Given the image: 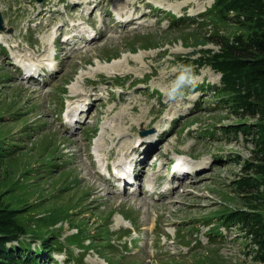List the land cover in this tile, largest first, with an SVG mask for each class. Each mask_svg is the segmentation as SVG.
<instances>
[{"label": "rangeland", "instance_id": "rangeland-1", "mask_svg": "<svg viewBox=\"0 0 264 264\" xmlns=\"http://www.w3.org/2000/svg\"><path fill=\"white\" fill-rule=\"evenodd\" d=\"M183 1L0 0V208L32 251L34 232L54 236L48 264H264V169L247 164L264 112L219 92L208 62L260 19ZM179 159L204 168L171 192L165 163ZM106 160L136 183L118 191Z\"/></svg>", "mask_w": 264, "mask_h": 264}, {"label": "trees", "instance_id": "trees-1", "mask_svg": "<svg viewBox=\"0 0 264 264\" xmlns=\"http://www.w3.org/2000/svg\"><path fill=\"white\" fill-rule=\"evenodd\" d=\"M213 4L215 13H219L221 18H225L228 12L235 11L237 15L245 13L248 18L260 19L258 29L248 39L239 37L236 43H226L222 51L208 62L221 74L223 85L217 89L219 92L237 94L247 109H250L251 114L258 109L264 112V3L261 0H214ZM227 101L224 99L225 103H228ZM255 132H258L255 144L260 141V149L254 152L251 158L255 163L247 164L263 170L264 133L259 130ZM6 156L0 153V161L8 159ZM8 207L0 208V264H39V258L44 259L41 264H48L46 256L60 250L56 248L55 243H51L54 236L49 237L34 232L35 238L40 239V243L32 251L30 244L23 239L29 234L21 231V228L15 230L12 224L17 213L16 209ZM226 218L231 221L230 216ZM103 236L105 235H101L102 240ZM14 242H17V246ZM79 262L77 259L76 263Z\"/></svg>", "mask_w": 264, "mask_h": 264}, {"label": "bare ground", "instance_id": "bare-ground-1", "mask_svg": "<svg viewBox=\"0 0 264 264\" xmlns=\"http://www.w3.org/2000/svg\"><path fill=\"white\" fill-rule=\"evenodd\" d=\"M189 2H193V3H197V1H193V0H188V1H183V2H178L177 3V9H181V7L182 6H184L185 4H187V3H189ZM207 2L208 1H205L204 3H197V5H198V9L200 8V9H202L203 8V4H207ZM131 6H134V4H131ZM3 37V36H2ZM56 36H53L52 38H55ZM49 38V37H48ZM51 38V37H50ZM45 60H48L47 61V63H46V66H47V68L51 71V70H53V69H55V66H56V64H55V62H53L52 60H51V58L48 56ZM112 62V61H111ZM114 62V61H113ZM112 62V63H113ZM116 63V62H115ZM33 65V64H32ZM117 65V64H116ZM31 65L30 66H28V68H27V73L29 72V71H31L32 69H31ZM114 67V66H113ZM116 67H118V66H116ZM116 67H114V68H110V70H109V72H108V75H110V74H121V73H124V70H122V69H119V67L118 68H116ZM69 113H72L71 111H69V110H67L66 112H65V118L66 119H68L69 120V118H70V116H71V114L69 115ZM72 120V119H71ZM101 128V133L102 132H104L105 131V128H106V126H102V127H100ZM96 144H97V146H98V142H96ZM189 163V166H192V168L193 169H197V170H201V169H203L204 168V166H203V164H198V163H196V164H190V162H188ZM117 166H119V165H117ZM99 168H100V170H101V172H105L104 170H105V167H104V165H101V166H99ZM120 168V167H119ZM119 168H116L117 169V173H118V175H120V176H123V169H120V171L118 170ZM174 170H176V171H178V170H181V165L179 164L178 165V167H175L174 168ZM106 173V172H105ZM102 175V174H101ZM180 175H183V173L180 171V172H178L177 173V176H180ZM126 176H123V178H125ZM123 180V179H122ZM150 182V181H149ZM150 184H152V181H151V183ZM128 186V185H127ZM150 188H152V186H150ZM166 189H169V187L167 188L166 187ZM166 189H163L162 190V192H160V193H165L166 192ZM143 202V201H142ZM140 204V203H139ZM141 205V204H140ZM122 218V220L124 221L125 219L120 215L119 216V219L121 220V218ZM94 264H97V260L95 259V260H91ZM105 262V261H104Z\"/></svg>", "mask_w": 264, "mask_h": 264}, {"label": "water", "instance_id": "water-1", "mask_svg": "<svg viewBox=\"0 0 264 264\" xmlns=\"http://www.w3.org/2000/svg\"><path fill=\"white\" fill-rule=\"evenodd\" d=\"M38 2H40L41 0H37ZM2 29V20L0 18V30Z\"/></svg>", "mask_w": 264, "mask_h": 264}, {"label": "clouds", "instance_id": "clouds-1", "mask_svg": "<svg viewBox=\"0 0 264 264\" xmlns=\"http://www.w3.org/2000/svg\"><path fill=\"white\" fill-rule=\"evenodd\" d=\"M181 79H183V77H181Z\"/></svg>", "mask_w": 264, "mask_h": 264}]
</instances>
